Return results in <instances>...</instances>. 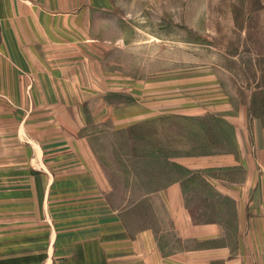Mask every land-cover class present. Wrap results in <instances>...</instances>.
Instances as JSON below:
<instances>
[{
    "label": "crops",
    "instance_id": "obj_1",
    "mask_svg": "<svg viewBox=\"0 0 264 264\" xmlns=\"http://www.w3.org/2000/svg\"><path fill=\"white\" fill-rule=\"evenodd\" d=\"M62 1L0 0V106L26 110L18 136L37 163L32 177L0 169V264H264L262 119L231 110L233 148L173 160L203 193L183 175L113 206L84 117L53 109L60 84L45 45L60 38Z\"/></svg>",
    "mask_w": 264,
    "mask_h": 264
},
{
    "label": "rangeland",
    "instance_id": "obj_2",
    "mask_svg": "<svg viewBox=\"0 0 264 264\" xmlns=\"http://www.w3.org/2000/svg\"><path fill=\"white\" fill-rule=\"evenodd\" d=\"M62 2L61 23L71 28L45 45L60 84L53 109L84 117L81 132L98 154L111 204L183 175L206 191L200 175L173 160L233 148L231 110L264 127V0ZM24 116L25 109L0 106V169L24 166L32 177L37 163L18 136ZM30 130L37 135V124L26 119ZM198 201L194 195V208L204 206Z\"/></svg>",
    "mask_w": 264,
    "mask_h": 264
}]
</instances>
